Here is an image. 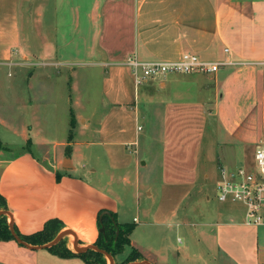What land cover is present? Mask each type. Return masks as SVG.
I'll return each instance as SVG.
<instances>
[{"label": "crops", "instance_id": "0c3cea01", "mask_svg": "<svg viewBox=\"0 0 264 264\" xmlns=\"http://www.w3.org/2000/svg\"><path fill=\"white\" fill-rule=\"evenodd\" d=\"M47 2L53 7L51 33L36 25L37 33L23 40L21 18L28 17V8L22 9L23 0H0V70L7 67L12 76L14 68L25 69L32 77L33 65L38 64L73 66L83 61L101 66L106 105L97 131L113 166H126L122 156L129 145H135L134 152L139 153L140 131L146 124L152 134L160 133L162 146L149 144L144 160L135 156L137 182L130 200L112 187V176L100 185L77 171L75 156L81 153L73 136L57 142L56 146L65 148L63 154L51 155L46 149L41 159L30 148H23L14 156H0V192L7 201V218L24 234L41 230L48 220L57 218L63 230L74 232L79 245H89L99 233V212L113 211L120 223H135L132 246L152 264H264V222L249 223L244 202L217 198L221 204L215 207H182L176 201L180 193L169 188L172 182L197 179L182 168L194 171L199 164L207 132L205 118H213L212 134L217 143L227 145L226 154L231 157H242L245 148L256 149L264 140L260 136L264 68L259 64L264 61V0H92L86 13L90 25L85 60L74 50L72 56L63 58L66 42L62 44L58 37L57 7L67 4L76 20L80 2L38 0L32 22L41 21ZM74 44V49H80ZM185 52L223 64L215 73L171 72L137 85L127 63L129 57L145 62L174 60ZM33 57L41 61L35 62ZM71 69L68 102L75 103L78 98L74 101L72 95L80 90V79H92L93 74L75 66ZM73 117L76 124L84 121L81 131L87 130L89 118L70 108V125ZM0 125L20 134L27 145L45 144L44 139L34 140L32 126L26 122L18 125L0 118ZM151 166L161 167L165 183L158 195L151 184L145 192L141 190V168ZM120 179L130 182L128 174ZM193 213L199 215L197 222L191 220ZM174 220L176 224H170ZM131 249L126 246L114 264L125 260ZM53 256L60 258V264H87L79 257H59L48 248L0 240V264H55Z\"/></svg>", "mask_w": 264, "mask_h": 264}, {"label": "rangeland", "instance_id": "374dc122", "mask_svg": "<svg viewBox=\"0 0 264 264\" xmlns=\"http://www.w3.org/2000/svg\"><path fill=\"white\" fill-rule=\"evenodd\" d=\"M76 1L81 4L79 7L81 11L80 18L78 19L77 17L76 20L73 19L71 7L67 4H59V7H57L58 37L62 44L66 42V50L62 49L63 58L67 59L72 56L74 50L75 55L78 54V56L85 60L86 49H84V42L88 41L90 25L86 13L91 6L92 0ZM30 3H33V5ZM37 4L38 0H23L22 9L28 8L29 11L28 17L21 18L23 40L29 39V36L33 35V33L36 34L38 30L36 27L38 25L42 32L48 31V34L51 33L49 26L55 25L51 14L53 7L49 6L48 2L42 7L44 14L41 17V21L38 24L35 21L32 22V19L36 17ZM32 43L35 47H38L36 38L32 39ZM74 43H78L80 49H74ZM31 59L35 62L41 61L40 57H33ZM68 66L33 65L34 73L32 77L25 69L19 71L18 69L14 70V68L10 72V75L13 74L12 76L8 75L7 67L0 70V118L7 121L14 120L18 125L23 122L28 123L32 126L31 136L34 140L41 141L44 139L45 141L44 145H27L26 141L23 142L20 134L0 125V136L4 144V147L0 149V156H14L23 150V148H30L41 159H43V152L46 149L51 155L54 152L63 154L65 153V148L56 146V144L57 142L67 141L71 133L73 140L78 144L76 147L79 148V152L81 153L80 157L75 156V163L79 168L77 171L87 177L89 176V178L100 185L105 184L106 180L112 176V187L122 194L125 200H130L134 197L137 182L135 156H141V159L144 160L146 158L145 150L149 144L155 148L161 147V135L156 131L152 134L150 125H144V120L140 118L139 123L144 125L145 128L140 131L139 153L134 152L136 149L135 145H129L127 150L125 148L126 153L122 156L126 162V166L114 167L109 157L108 149L101 143V137L97 131L98 123L100 122L99 115L103 105H106L103 94V68L101 66L89 65L83 61L80 62V65H73L78 71L85 72L87 75L91 73L93 76L92 79L90 76L84 79L79 78L81 80L80 90L74 92L72 95L74 101L75 98H78V100L75 103H70L68 102L70 101L69 83L70 74L73 70L71 67L73 66H69V68ZM149 79L141 82L135 81L137 85H140ZM262 90H264V80L262 82ZM70 108L74 113H83L85 117L90 119L87 130H80L84 122L82 120L78 124L74 123L70 125ZM261 111L260 136L264 138V95L261 100ZM93 112L96 113L95 116H91ZM204 120L207 132L204 144L202 145L203 148L199 152V164L196 169L194 167V171H191V167H188L190 169L187 171V168H182L187 174H196L197 179H184L185 181L172 182L171 186H169V188L180 193V197L176 201L182 207L200 205L199 207L202 209L204 207L220 205L221 203L217 198H219L220 187L226 178L225 171L228 172L239 167H244L247 171L256 168L255 149L253 147L245 148L244 153H242L244 155H241L242 157H231L229 153L226 154L227 145L217 143L216 134H212L214 131L212 128L216 125L215 122L213 123V118H205ZM129 150L131 151L130 153ZM93 168L97 169L96 173L90 172ZM150 169L141 168V190L145 192L146 186L151 184V189L158 195L165 187L161 176V167L151 166ZM124 174H128L130 182L124 183L120 179ZM147 178H151L153 182H146ZM184 195L186 196L184 197ZM207 198H211V201L208 203L205 201ZM197 216L199 215L193 213L192 218H190L194 222H197L200 219ZM170 224H176V220L170 221ZM63 238L67 241L69 247L74 250L72 245L75 240L74 235L70 233ZM128 250L129 248H127L125 253H128ZM44 251L45 254L49 253L46 250ZM53 257L55 264L61 263L57 262L61 261L59 260L60 258ZM49 264H53V261ZM107 264H111L109 258H107Z\"/></svg>", "mask_w": 264, "mask_h": 264}, {"label": "built area", "instance_id": "2783aa9c", "mask_svg": "<svg viewBox=\"0 0 264 264\" xmlns=\"http://www.w3.org/2000/svg\"><path fill=\"white\" fill-rule=\"evenodd\" d=\"M127 63L132 67L137 82L171 72L215 73L223 64L202 59L198 54L189 52L183 53L178 59L164 61L145 62L129 57ZM259 64L264 68V61ZM254 158L256 168L253 170L239 167L225 171L226 178L220 187L219 200L231 198L244 202L248 208V222L256 224L264 222V140L258 142Z\"/></svg>", "mask_w": 264, "mask_h": 264}, {"label": "trees", "instance_id": "16d2710c", "mask_svg": "<svg viewBox=\"0 0 264 264\" xmlns=\"http://www.w3.org/2000/svg\"><path fill=\"white\" fill-rule=\"evenodd\" d=\"M71 123H75V118L71 119ZM72 134H70L71 138ZM4 147L3 141L0 137V149ZM60 174H57V179H60ZM7 201L4 195L0 192V211H7ZM101 210L98 215L99 233L94 242L99 249L107 251L113 258L124 252L126 246H131V252L125 260L115 264H128L134 261L146 260L144 255L131 243V234L135 228L134 222L120 223L117 220L116 213L113 211ZM16 234L27 244V246L36 247L44 245L52 241L57 234L63 230V223L57 219L52 218L45 223L43 229L30 234L22 233L17 225L12 222ZM104 227V230L100 229ZM15 239L11 231V222L5 214H0V240L6 241ZM16 240V239H15ZM23 244V243H21ZM49 251L62 258L79 257L87 264H107V256L97 250L88 248L85 251H75L69 247L67 241L62 238L56 244L48 247Z\"/></svg>", "mask_w": 264, "mask_h": 264}, {"label": "water", "instance_id": "95a60500", "mask_svg": "<svg viewBox=\"0 0 264 264\" xmlns=\"http://www.w3.org/2000/svg\"><path fill=\"white\" fill-rule=\"evenodd\" d=\"M65 167H67L68 165H69V159H66L65 160ZM105 212H107V211H105ZM104 212V213H105ZM0 214H9V212L8 211H0ZM10 222H11V231H12V233H13V235L15 236V239L19 242V243H23L24 245H27L17 234H16V232H15V230H14V228H13V225H12V219H10ZM101 231H103L104 230V227H102L101 229H100ZM70 233H72V234H74V232L72 231V230H70V229H65V230H63L62 232H60L52 241H50L49 243H47V244H44V245H40V246H36L35 248H48V247H50V246H52V245H54V244H56L57 242H59L64 236H66V235H68V234H70ZM79 242H78V240L77 239H75L74 241H73V243H72V245H73V248H74V250L75 251H78V252H81V251H85V250H87L88 248H92V249H94V250H97V251H100V252H102V253H104L109 259H110V261H111V264H114V258H113V256L110 254V253H108L107 251H104V250H101V249H99L96 245H94V244H89V245H79L78 244ZM128 264H152V263H150L148 260H142V261H134V262H130V263H128Z\"/></svg>", "mask_w": 264, "mask_h": 264}]
</instances>
